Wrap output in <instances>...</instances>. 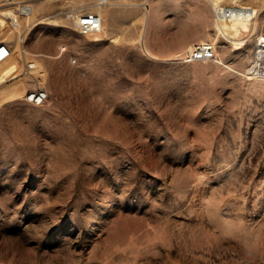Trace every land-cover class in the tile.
Segmentation results:
<instances>
[{
    "label": "rangeland",
    "instance_id": "1",
    "mask_svg": "<svg viewBox=\"0 0 264 264\" xmlns=\"http://www.w3.org/2000/svg\"><path fill=\"white\" fill-rule=\"evenodd\" d=\"M0 38V264H264V0H0Z\"/></svg>",
    "mask_w": 264,
    "mask_h": 264
},
{
    "label": "built area",
    "instance_id": "2",
    "mask_svg": "<svg viewBox=\"0 0 264 264\" xmlns=\"http://www.w3.org/2000/svg\"><path fill=\"white\" fill-rule=\"evenodd\" d=\"M212 12L214 22L217 26L221 23H232L236 20H244L249 24L257 16L258 9L254 5L238 3L236 1L231 3L217 1L212 4ZM70 15L74 18L75 25L82 28V33L99 31L102 27L100 14L96 11H74ZM15 17L16 16L13 14L7 18L11 23V19H15ZM219 33L225 37L229 36L226 32L223 34L219 31ZM13 51L14 43L0 38V63L9 58ZM215 57L216 45L214 41L209 39H202L191 43L183 55V59L186 61L213 60ZM250 63L251 64L249 65H253L255 60L253 59ZM34 67V60H27L24 62V69L26 71H29ZM246 71L253 76L264 77V58H261V61L259 62L256 60V65L252 69L247 68ZM24 96L25 100L33 104H41L47 97V90L42 86H38L28 90Z\"/></svg>",
    "mask_w": 264,
    "mask_h": 264
},
{
    "label": "bare ground",
    "instance_id": "3",
    "mask_svg": "<svg viewBox=\"0 0 264 264\" xmlns=\"http://www.w3.org/2000/svg\"><path fill=\"white\" fill-rule=\"evenodd\" d=\"M32 7L29 4H24L21 6V8L19 9V12L24 15V16H29L32 12ZM99 13V12H98ZM100 14V13H99ZM101 20H102V27L101 29L104 27V18L103 16L100 14ZM232 23H244L247 24L248 22L244 21V20H236ZM77 27V29L82 32V28H80V26L75 25ZM100 29V30H101ZM99 30V31H100ZM224 34V32H223ZM227 36V35H226ZM255 63L253 65H250L248 67V69H252L255 65H256V60L259 62L261 61V58H264V39L260 40L257 44V48H256V52H255ZM7 59H5L4 61H2L0 64L6 62ZM252 67V68H250ZM15 64H10L7 67H5L3 70L0 71V84L2 83L3 80H5V78L7 77H12L15 74Z\"/></svg>",
    "mask_w": 264,
    "mask_h": 264
}]
</instances>
